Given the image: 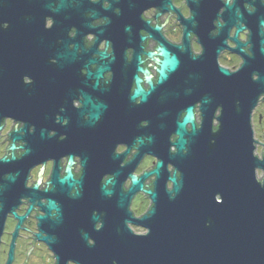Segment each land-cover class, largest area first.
I'll use <instances>...</instances> for the list:
<instances>
[{
	"label": "flooded vegetation",
	"instance_id": "flooded-vegetation-1",
	"mask_svg": "<svg viewBox=\"0 0 264 264\" xmlns=\"http://www.w3.org/2000/svg\"><path fill=\"white\" fill-rule=\"evenodd\" d=\"M0 5V264H77L94 245L88 225H103L107 180L133 188L126 225L146 232L153 169L174 171L176 122L190 111L183 131L210 161L223 116L246 107L235 79L241 99L255 86L264 156V0ZM164 53L175 64L160 77Z\"/></svg>",
	"mask_w": 264,
	"mask_h": 264
},
{
	"label": "water",
	"instance_id": "water-1",
	"mask_svg": "<svg viewBox=\"0 0 264 264\" xmlns=\"http://www.w3.org/2000/svg\"><path fill=\"white\" fill-rule=\"evenodd\" d=\"M163 55L160 77L175 64ZM259 82V92H264V82ZM241 88L235 79L233 103L242 100L246 107L242 111L234 107L229 119L223 116L210 161L198 159L193 129L183 131L184 123L192 120L190 111L176 122L175 151L167 154L174 171L170 175L163 170L161 161L153 169L156 179L147 192L153 205L138 220L146 232L135 233L126 225L133 188L125 192L112 180L101 186L103 225L99 229L88 225L95 233L94 245L77 264H264V156L253 152L249 121L255 86L245 85L242 99ZM132 185H137L136 178Z\"/></svg>",
	"mask_w": 264,
	"mask_h": 264
},
{
	"label": "rangeland",
	"instance_id": "rangeland-1",
	"mask_svg": "<svg viewBox=\"0 0 264 264\" xmlns=\"http://www.w3.org/2000/svg\"><path fill=\"white\" fill-rule=\"evenodd\" d=\"M262 127H264V123H263V126ZM264 128H258V133H257V135H258V139H259V141H261L262 142V140H263V138L264 137H262V135H264V130H263ZM261 148H262V146L261 145H259V148H258V154H261ZM264 150V149H263ZM261 175V173L260 172H258V176H260Z\"/></svg>",
	"mask_w": 264,
	"mask_h": 264
}]
</instances>
